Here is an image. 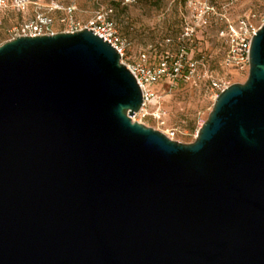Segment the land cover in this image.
I'll list each match as a JSON object with an SVG mask.
<instances>
[{
	"label": "water",
	"instance_id": "95a60500",
	"mask_svg": "<svg viewBox=\"0 0 264 264\" xmlns=\"http://www.w3.org/2000/svg\"><path fill=\"white\" fill-rule=\"evenodd\" d=\"M141 103L88 28L0 44V264H264V23L192 142Z\"/></svg>",
	"mask_w": 264,
	"mask_h": 264
},
{
	"label": "rangeland",
	"instance_id": "374dc122",
	"mask_svg": "<svg viewBox=\"0 0 264 264\" xmlns=\"http://www.w3.org/2000/svg\"><path fill=\"white\" fill-rule=\"evenodd\" d=\"M7 0V6L0 11V44L10 38L12 28L22 21L33 18L38 12L50 14L52 29L64 28L61 20L65 9L74 6L72 16L85 23L99 8L111 7L112 18L120 33L131 41L128 56L134 59L140 51H146L150 62L156 63L162 50L174 47L164 44V39L179 33L184 21L190 16L185 0H30L25 9L16 10ZM214 4L223 15V20L211 23L205 30L197 29L189 49V55L198 61L191 81L159 83L154 85L163 111L164 123L151 114H133L132 121L144 124L165 135L174 132L172 140L182 143L192 142L197 130L206 119L216 98L208 88L207 76L222 77L229 84L243 82L247 73L228 69L223 64L224 43L217 36L224 25L225 17L236 20L244 13L254 14L256 25L264 19V0H207ZM152 109H149L151 112Z\"/></svg>",
	"mask_w": 264,
	"mask_h": 264
},
{
	"label": "built area",
	"instance_id": "2783aa9c",
	"mask_svg": "<svg viewBox=\"0 0 264 264\" xmlns=\"http://www.w3.org/2000/svg\"><path fill=\"white\" fill-rule=\"evenodd\" d=\"M131 1V0H128ZM30 0H12L11 6L16 10H23ZM7 0H0V11L7 6ZM186 8L190 16L184 21L179 33L173 37L164 39V44L174 47V53L168 48L162 50L159 60L151 63L146 51H140L134 59H130L128 51L131 41L123 36L112 18L113 9L103 7L94 11L93 15L81 23L72 16L74 6L66 7L65 17L61 20L64 28L58 32H75L88 28L104 38L119 54L120 62L123 63L139 85L142 95V103L134 115L141 113L142 116L151 114L160 124L164 123L163 111H161L159 94L154 85L167 82L191 81L196 72L198 61L189 55V49L197 29H206L211 23L216 25L223 20V15L217 11L214 4L207 0H185ZM254 14L244 13L236 20H229L225 17L224 25L218 29L217 36L222 38L224 43L223 64L231 70L248 73L249 50L252 36L264 23L259 25L253 21ZM53 18L50 14L38 12L33 18L22 21L10 31V38L17 36H40L50 35L57 31L52 29ZM8 39V40H9ZM208 88L217 96L230 84L222 77L207 76ZM149 109H152L149 112ZM174 132L166 135L172 139Z\"/></svg>",
	"mask_w": 264,
	"mask_h": 264
}]
</instances>
